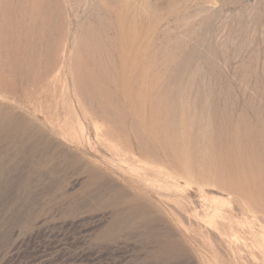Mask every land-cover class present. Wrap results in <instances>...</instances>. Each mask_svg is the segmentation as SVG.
Instances as JSON below:
<instances>
[{
    "label": "rangeland",
    "instance_id": "rangeland-1",
    "mask_svg": "<svg viewBox=\"0 0 264 264\" xmlns=\"http://www.w3.org/2000/svg\"><path fill=\"white\" fill-rule=\"evenodd\" d=\"M16 1L0 264H264V0Z\"/></svg>",
    "mask_w": 264,
    "mask_h": 264
},
{
    "label": "bare ground",
    "instance_id": "bare-ground-1",
    "mask_svg": "<svg viewBox=\"0 0 264 264\" xmlns=\"http://www.w3.org/2000/svg\"><path fill=\"white\" fill-rule=\"evenodd\" d=\"M19 1H20V0H19ZM19 1L17 0L16 2H19ZM22 1H23V0H22ZM22 1L19 2V3H22V5H24V6L26 5V6H25L26 8H27V7L29 8V5H28L27 3L24 4ZM24 1H26V0H24ZM29 1H30V0H29ZM1 2H2V1H1ZM6 2H7V1H6ZM6 2H5V6H6V4H7ZM16 2H15V3H16ZM27 2H28V1H27ZM28 3H29V2H28ZM2 4H4V3H2ZM9 4H10V2H9ZM16 5H18V6H20V7H18V6H17V8L15 7V11H16V12H14V10H13V15H15V14L17 13L15 16L20 15V18H21V16H24V17H25V14H26L25 12H26V11H24V9H23V8H25V7H23L21 4L19 5L18 3H17ZM16 5H14V6H16ZM1 6H2V5H1ZM3 6H4V5H3ZM21 6H22L23 8H22ZM31 7H32V6H30V8H31ZM9 8H10V7H9ZM9 8H8V9H9ZM26 8H25V10H28V9H26ZM30 8H29V10H28V13L31 15V14H32L31 12L33 11L32 9H34V8H32V9H30ZM6 9H7V8H6ZM12 9H13V8H12ZM2 10H3V9H2ZM22 10H23V12H22ZM31 10H32V11H31ZM8 11H9V10H8ZM35 11H37V10H35ZM0 12H1V11H0ZM18 13H19V14H18ZM20 13H23L24 15H21ZM28 13H27V15H28ZM36 13H38V11H37ZM36 13H35V14H36ZM44 13H45V12H44ZM44 13L41 12V14H43V15H44ZM35 14H34V15L32 14V15L35 16ZM47 14H48V12H47ZM59 14H60V13H59ZM30 15H29V16H30ZM55 15H56V14H55ZM15 16H14V17H15ZM46 16H47V15H46ZM50 16H51V15H50ZM18 17H19V16H18ZM26 17H27V16H26ZM30 17H31V16H30ZM30 17H29V18H30ZM44 17H45V16H44ZM53 17H55V16H53ZM56 17H57V16H56ZM34 18H35L36 20H38V17H37V18L34 17ZM34 18H33V20H34ZM46 18H47V17H46ZM59 18H60V17H59ZM23 19H24V18H23ZM49 19H50V18H49ZM49 19H48V20H49ZM55 19L57 20V18H55ZM18 20H20V19L17 18V21H18ZM21 20H22V19H21ZM24 20H25V19H24ZM24 20H23V22L26 21V20H25V21H24ZM33 20H32V21H33ZM39 20H41V19H39ZM39 20H38V22H40ZM42 20H43V19H42ZM52 20H53V19H52ZM29 21H30V19H29ZM43 21H44V20H43ZM46 22H47V21H46ZM53 22H54V21H53ZM19 23H20V22H19ZM26 23H27V22H26ZM29 23H30V22H28V24H29ZM32 23H33V22H32ZM32 23H31V24H32ZM48 23H49V21H48ZM34 24H35V22H34ZM54 24H55V23H54ZM15 25H16V24H15ZM13 26H14V25H13ZM13 26H12V27H13ZM17 26H18V25H17ZM17 26H16V27H17ZM22 26H23V25H22ZM34 26H36V25H34ZM24 27H25V26H24ZM26 27H27V25H26ZM28 27H29V26H28ZM54 27H56V24H55ZM18 28H19V27H18ZM31 28H32V27H31ZM19 29H20V28H19ZM33 29H34V28H33ZM36 29H37V28H36ZM39 29H40V28H39ZM42 29H43V28H42ZM14 30H15V29H14ZM25 30H26V29H25ZM28 30H29V29H28ZM43 30H44V29H43ZM15 31H16V30H15ZM18 31H19L18 33L20 34V30H18ZM33 31H34V30H33ZM13 33H14V32H13ZM25 33H27V32H25ZM30 33H31V32H30ZM21 34H22V33H21ZM27 34H28V33H27ZM43 34H44V33H43ZM16 35H18V34H16ZM29 35H30V34H29ZM21 37H22V36H21ZM24 37H25V35H24ZM29 38H31V36H30ZM17 40H19V39H17ZM17 40H16V41H17ZM25 40H26V38H25ZM23 41H24V40H23ZM26 43H27V42H26ZM30 44H31V43H30ZM16 45H17V44H16ZM23 45H24V44H23ZM32 45H33V44H31V46H32ZM24 46H25V45H24ZM27 46H28V45H27ZM16 49H17V48H16ZM30 49H31V48H30ZM30 49H29V50H30ZM34 49H35V48H34ZM38 49H39V48H38ZM31 52H32V51H31ZM34 53H35V52H34ZM16 54H17V53H16ZM3 55H5V53H4ZM8 55H9V54H8ZM17 55H18V54H17ZM13 56H14V55H13ZM8 57H9V56H8ZM24 59H26V58H24ZM12 60H14V59H12ZM23 62H24V61H23ZM12 63H13V62H12ZM23 64H24V63H23ZM31 64H32V63H31ZM1 66H2V65H1ZM2 67H4V66H2ZM22 69H23V68H22ZM8 70H9V69H8ZM33 70H34V69H33ZM43 70H44V67H43ZM31 72H33V71H31ZM38 73H39V72H38ZM3 74H4V73H3ZM20 75H21V74H20ZM21 78H22V77H21ZM36 78H39V77H36ZM28 79H29V78H28ZM40 79H41V78H40ZM29 80H30V79H29ZM16 84H17V83H16ZM1 88H2V87H1ZM44 88H45V87H44ZM11 92H12V91H11ZM26 93H27V92H26ZM36 100H37V99H36ZM1 114H2V112H1ZM1 114H0V117H2ZM2 115H3V114H2ZM5 115H6V114H5ZM6 116H7V115H6ZM4 117H5V116H4ZM5 118H6V117H5ZM7 118H8V117H7ZM13 118H14V117H13ZM3 119H4V118H3ZM17 119H18V118H17ZM5 120H6V119H5ZM9 120H10V119H9ZM9 120H6L5 123L7 124V123H8L7 121H9ZM14 120H15V119H14ZM21 120H22V119H21ZM1 121H3L2 118H1ZM15 121H18V120H15ZM3 122H4V121H3ZM3 122H2V123H3ZM9 123H11V122H9ZM15 123H16V122H15ZM11 124H12V123H11ZM16 124H17V123H16ZM16 124H15V126H16ZM19 124H20V123H19ZM13 125H14V123H13ZM7 126H8V125H7ZM9 126H12V125H9ZM9 126H8V127H9ZM26 126H27V125H26ZM26 126H22V125H21L22 128H24V127L26 128ZM1 127H3V125H2ZM1 127H0V128H1ZM8 127H7V129H8ZM19 127H20V126H19ZM19 127H16V128L14 127V129H18ZM21 127H20V129H21ZM5 128H6V127H4V129H5ZM12 128H13V127H12ZM25 128H24V129H25ZM1 129L4 130L3 128H1ZM1 129H0V132L2 131ZM10 129H11V128H10ZM10 129H9V130H10ZM20 129H19V132H20ZM9 130H8V131H9ZM21 130H23V129H21ZM26 130H27V129H26ZM26 130H25V132H27ZM12 131H13V129L10 130V132H12ZM16 131H17V130H16ZM16 131H13V133H15ZM17 132H18V131H17ZM17 132L15 133V136H16V134H18ZM25 132H23V131H22V133L20 132V133L23 135V138L26 137V136L24 137V134H23V133H25ZM20 133H19V134H20ZM29 133H30V132H29ZM1 134H4V133L2 132ZM5 134H6V133H5ZM19 134H18V135H19ZM8 135H9V133H8ZM8 135L6 134L5 136L7 137ZM12 135H13V134H12ZM28 135H29V134H28ZM35 135H36V134H35ZM38 135H40V134L38 133ZM10 136H11V135H10ZM10 136H9V138H8V137H7V138L10 139V138L12 137V136H11V137H10ZM41 136L43 137V134H42ZM41 136H40V137H41ZM30 137H32V136H30ZM40 137H39V138H40ZM2 138H3V137H1V135H0V141H1ZM16 138H17V137H16ZM19 138H22V137H19ZM19 138H17V139L19 140ZM27 138H29V136L26 137V139H27ZM35 138H36V137H35ZM35 138H34V139H35ZM3 139H4L5 142H4V141H1L2 144H3V142L6 143V139H5V138H3ZM8 139H7V140H8ZM13 139H14V138H12V140H11V139H10V140H11L12 142H14L15 140L13 141ZM32 139H33V138H32ZM37 139H38V137L36 138L35 141H37ZM18 140H17L16 142H18ZM23 140H24V139H23ZM27 140H28V142H27V141L23 142V146H22V142H21V146H22V148H24V147L27 148V153H26V152H25V153L23 152V153L25 154V156H24L25 159H24V157L22 156V160L24 159V160L27 161V162H31V161H32V162H33V161L35 162L36 159H34L33 157L36 156V153H37L36 151H38L39 149H38V150H35L36 148L34 149V145H33V144H34V143H37V142L30 143L29 139H27ZM41 140H42V139H41ZM8 143H10V141H8ZM44 143H45V142H44ZM11 144H12V143H11ZM11 144H10V146L12 147V146H14V145L16 146V144H18V143L13 144V145H11ZM19 144H20V143H19ZM46 144H47V143H45V146L43 145L44 147H42V148H45V147H46ZM4 145H6V144H4ZM0 146H1V145H0ZM8 146H9V145H8ZM10 146H9V148H11ZM38 146H39V145H38ZM0 148H3V146H1ZM6 148H7V146H6ZM17 148H18V147H17ZM42 148H40V149H42ZM12 149H13V147H12ZM20 149H21V147H20ZM22 150H23V149H22ZM45 150H46V149H44V151H45ZM12 151H13V150H12ZM25 151H26V149H25ZM41 151H42V150H41ZM44 151H43V152H44ZM20 152H21V151H20ZM38 152H40V151H38ZM17 153H18V150H17ZM21 153H22V152H21ZM7 154H9V153H6V155H7ZM39 154H41V153H38V155H39ZM8 156H9V155H8ZM8 156H7V157H8ZM41 156H43V154H42ZM7 157H6V158H7ZM10 157H11V156H10ZM10 157H9V159H11V158L14 157V156H12L11 158H10ZM43 157H44V156H43ZM45 157H46V156H45ZM45 157H44V158H45ZM4 158H5V157H4ZM16 158H17V157H16ZM1 159H2V158H1ZM18 159H20V158H18ZM18 159H17L18 162L14 165V167H13V166L11 167V168H12V170H11L12 173H14V172H15V173H16V172H19V170L21 169V164H20V163H21V162H20L21 159H20V161H19ZM32 159H33V160H32ZM42 159H43V158H42ZM45 159H46V158H45ZM48 159H50V158H48ZM2 160H3V159H2ZM12 160H15V159L13 158ZM37 160H39V159H37ZM37 160H36V161H37ZM51 160H52V159H51ZM39 161H40V160H39ZM39 161H37V162H39ZM6 162H7V164H6ZM1 163H4V162L1 161ZM35 163H36V162H35ZM51 163H52V162H51ZM51 163H50V165H51ZM5 164L8 165V164H11V163H8V161H5L4 165H5ZM32 164H33V166H34V165H36L37 163H36V164L32 163ZM32 164H31V166H32ZM44 164H45V163H44ZM9 166H11V165H9ZM23 166H24V165H23ZM28 166H30V165L28 164ZM38 166H40V165H38ZM41 166H42V165H41ZM25 167H26V165L24 166V168H25ZM34 167H36V166H34ZM46 167H48V166L46 165V166L44 167V169H45ZM1 168H2V167H1ZM1 168H0V174L4 173V172H2L3 169H1ZM4 168H5V167H4ZM32 168H33V167H31V169H32ZM36 168H37V167H36ZM42 168H43V167H42ZM48 168H49V167H48ZM9 169H10V168H9ZM26 169H27V167H26ZM29 169H30V168H29ZM38 169H39V168H38ZM44 169H43V170H44ZM34 170H35V169H34ZM40 170H41V169H40ZM40 170H39V171H40ZM43 170H42V174H43V172L46 171V170H45V171H43ZM7 171H8V170H7ZM7 171H6V172H7ZM27 172H30V173H31L32 171H27ZM7 173H8V172H7ZM30 173H29V174H30ZM32 173H33V172H32ZM5 174H6V173H5ZM19 174H20V172H19ZM35 174H36V173H35ZM35 174L33 173V175H35ZM39 174H40V177H41L42 174H41V173H39ZM39 174H38V176H39ZM10 175H12V174H10ZM1 176H2V175H1ZM6 176H8V174H7ZM6 176H4V177H6ZM46 176H47V175H46ZM46 176H44V177H46ZM2 177H3V176H2ZM4 177H3V180H4ZM18 177H19V176H18ZM18 177H17V178H18ZM20 177H22V176H20ZM23 177H26V176H23ZM42 177H43V176H42ZM44 177H43V178H44ZM0 178H1V177H0ZM8 178H10V176H9ZM11 178L13 179V177H11ZM48 178H49V177H48ZM18 179H19V178H18ZM18 179H17V180H14V181H18ZM20 179H21V178H20ZM24 179H25V178H24ZM29 179H30V175H29ZM29 179H28V180H29ZM50 179H52V178L50 177ZM28 180H27V181H28ZM31 180L33 181L32 178H31ZM6 181H7V180H6ZM11 181H13V180H11ZM24 181H25V180H24ZM24 181H22V182H24ZM0 182H1V180H0ZM19 182H20V181H19ZM22 182H21L20 184H22ZM33 182H34V181H33ZM2 183H5V181H4V182L2 181ZM28 183H29V184H27V185L30 187L31 181L28 182ZM12 184H13V182H12ZM16 184H17V183H16ZM32 184H33V183H32ZM0 185H1V183H0ZM5 185H6V183H5ZM24 185H25V184H24ZM27 185H25V189H26V186H27ZM6 186H7V185H6ZM9 186H10V185H9ZM19 186H20V185H19ZM19 186H18V187H19ZM48 186H49V187H46V188H49V189H50V186H52V184H51V185H48ZM3 187H4V186H2L1 189H4ZM12 187H13V186H12ZM20 187H21V186H20ZM20 187H19V188H20ZM5 189H7V188H5ZM5 189H4V190H5ZM12 189H14V188H12ZM21 189H22V188H21ZM1 191H3V190H1ZM1 191H0V192H1ZM20 191H22V190H20ZM30 191H31V190H30ZM3 192H6V191H3ZM23 192H24V191H23ZM25 192H29V191H26V190H25ZM25 192H24V193H25ZM47 192H50V193H51V189H50V191L48 190ZM7 193H8V192H7ZM30 193H31V192H30ZM30 193H29V194H30ZM18 194H19V193H18ZM18 194H16V195H18ZM47 194H49V193H47ZM25 195H26V194H25ZM1 196L4 197V196L2 195V193H1ZM1 196H0V197H1ZM6 196H7V195H6ZM18 196H19V195H18ZM16 197H17V196H16ZM17 198H18V197H17ZM2 199H3V198H2ZM28 199H29V198H28ZM3 200H4V199H3ZM18 200H20V198H19ZM18 200H17V201H18ZM21 200H23V199H21ZM21 200H20V201H21ZM30 200L32 201L33 198H30ZM0 201H1V200H0ZM12 201H13V200H12ZM27 201H29V200H27ZM31 201H29V202H31ZM22 202H23V201H22ZM29 202H28V203H29ZM28 203H27V204H28ZM2 204H3V203H2ZM25 204H26V201H25ZM27 204H26V205H27ZM29 204H30V203H29ZM15 207H16V206H15ZM104 208H105V207H104ZM104 208H103V209H104ZM121 213H122V212H121ZM130 213H132V212L130 211ZM123 214H124V213H123ZM123 214H121L122 217H123ZM125 214H127V213H125ZM125 214H124V215H125ZM126 216H127V218H130V217H128V215H126ZM126 216H125V217H126ZM117 217H118V216H117ZM122 219H123V218H122ZM124 219H125V218H124ZM114 220H115V219H114ZM119 220H120V219H119ZM113 222H114V221H113ZM118 224H119L118 222H117V224L114 223V226H112V227H110V226H111V225H110V226H109V229L107 230V232H106V233L104 232V233H105L104 237L106 238L107 236L109 237V235L111 236V234H112L115 230H117V229L119 228L121 222H120L119 225H118ZM112 225H113V224H112ZM148 226H149V225H148ZM107 228H108V227H107ZM118 230H119V229H118ZM118 232H119V231H118ZM102 233H103V232H102ZM108 237H107V238H108ZM111 237H113V236H111ZM105 238H104V241H105ZM171 241H172V240H171ZM160 242H161V241H160ZM163 242H164V241H163ZM163 242H162V243H163ZM164 243H165V242H164ZM172 243H173V242H172ZM172 243H171V244H172ZM178 243H179V242L177 241L176 244H178ZM160 244H161V243H160ZM160 244H159V245H160ZM169 244H170V243H169ZM176 244H175V245H176ZM180 244H181V243H180ZM172 245H173V244H172ZM172 245H171V246H172ZM178 245H179V244H178ZM160 246H161V245H160ZM168 246H169V245H168V243H167V246H166V244H165V245H163V246H161V247L158 246L159 248L157 247L158 249L161 248V250L164 251V252H163V255H162L163 258L167 257V256H166V254H167L166 252H167V251H165V250H167L168 248L170 249V247H168ZM173 246H174V245H173ZM173 246H172V247H173ZM178 247H179V246H178ZM173 248H175V246H174ZM180 248H181V247H180ZM158 249H157V250H158ZM171 249H172V248H171ZM161 250H160V251H161ZM175 251H176V250H175ZM170 252H171V251H170ZM177 252H178V250H177L175 253H177ZM158 253H159V251H158ZM179 253H180V252H179ZM168 254H169V253H168ZM171 254L173 255L174 253H171ZM174 255H175V254H174ZM156 256H157V255H156ZM177 256H178V255H177ZM177 256H176V257H177ZM152 257H153V256H152ZM154 258H155V254H154ZM157 258H158V257H157ZM168 258H171V257H167V259L164 261V262H166L167 264L171 263V260H169ZM174 258H175V257H174ZM178 259H179V258H178ZM159 260H160V259H159ZM175 260H176V259H175ZM146 262H147V261H146ZM159 262H160V261H159ZM159 262H158V263H159ZM164 262H163V263H164ZM152 263H153V262H152ZM152 263H151V264H152ZM160 263H161V262H160ZM163 263H162V264H163ZM145 264H146V263H145Z\"/></svg>",
    "mask_w": 264,
    "mask_h": 264
}]
</instances>
